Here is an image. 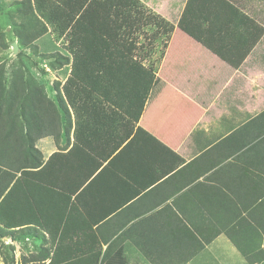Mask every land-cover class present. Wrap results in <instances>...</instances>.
I'll list each match as a JSON object with an SVG mask.
<instances>
[{
  "label": "crops",
  "instance_id": "crops-1",
  "mask_svg": "<svg viewBox=\"0 0 264 264\" xmlns=\"http://www.w3.org/2000/svg\"><path fill=\"white\" fill-rule=\"evenodd\" d=\"M6 11L0 0L1 31L12 23ZM76 21L154 78L134 125L104 102L83 132L91 144L75 136L72 110L68 118L60 112L57 136L35 142L44 162L57 154L49 170L62 177L70 211L53 245L34 235L0 238L13 264L26 256L14 255L23 241L29 255L57 244L89 250L76 260L86 264H99L104 253L103 264H260L248 263L235 241L246 250L263 246L264 0H87ZM5 55L0 50V81L7 88L15 76L7 98L13 106L21 73L43 83L53 100V77L63 83L70 75L48 65L42 73L28 67L29 75L16 68L7 77L16 56ZM128 131L102 161L108 170L84 188V152L103 156Z\"/></svg>",
  "mask_w": 264,
  "mask_h": 264
},
{
  "label": "trees",
  "instance_id": "trees-1",
  "mask_svg": "<svg viewBox=\"0 0 264 264\" xmlns=\"http://www.w3.org/2000/svg\"><path fill=\"white\" fill-rule=\"evenodd\" d=\"M47 1L21 0L15 3L19 6L18 14L27 18L26 23L19 24L24 32L23 35L18 33V36L26 47L36 49L33 41L45 34L48 26L56 41L65 34L66 37L70 34L76 35V45L69 41L65 47L72 61L70 56L59 51L46 56L51 59V68H61L71 63L72 70L63 83L54 82L56 101L47 96L44 84L31 76L24 79L21 73V82L16 86L19 89L15 91L18 100L13 106L7 98L13 94L12 83L15 82V76L7 88L0 81V238L18 239L34 235L41 237L44 244L53 245L62 221H66V213L70 211V207H65L70 196L59 188L62 177L52 175L53 172L49 170L51 158L57 154L44 162L35 142L48 135L57 136L60 112L68 118L72 110L75 136L80 133L82 140L91 144L93 137H86L83 132L92 124V116H99L98 110L102 109L100 105L104 102L127 113L134 125L143 111L154 72L124 53L109 39L97 34L92 27H84L76 21L87 0H59V5L55 4L46 10ZM39 17L45 20L43 25ZM82 33H90L92 42L85 43V35L81 40L79 36ZM101 113L107 116L104 112ZM12 115L15 121L5 120V116L11 118ZM66 126L71 127L69 120ZM130 133L128 131L117 140L113 150L103 156L98 153L94 157L93 150H83L87 159L80 171V183H85L84 188L101 172L108 170L107 166L101 167L102 161ZM45 234L48 238H45ZM235 243L248 263L264 264V236L263 246L255 250L243 249L238 242ZM89 253V250L66 251L61 249L60 244L53 250L43 246L36 254L23 256L21 264H43L41 261L46 259H49L46 264H86L76 260ZM4 256V264H13L12 259L8 258V252ZM105 258L106 253L99 264H103ZM97 261L95 259L94 264Z\"/></svg>",
  "mask_w": 264,
  "mask_h": 264
},
{
  "label": "rangeland",
  "instance_id": "rangeland-1",
  "mask_svg": "<svg viewBox=\"0 0 264 264\" xmlns=\"http://www.w3.org/2000/svg\"><path fill=\"white\" fill-rule=\"evenodd\" d=\"M21 0H2V2L5 3L6 8L8 11H6V20L12 22L11 25H9V28H4V31L0 30V50L5 51V53L7 52V56L8 54H11L13 52H15V58L13 60V62L11 63L10 67L7 69V71H5V73H7V77L12 74V71L15 70L16 68H20L21 72L22 70L27 73L29 75L28 67L32 68L35 67L37 68L38 72H43L42 68L44 66H48V65H52L50 62V58L46 57L47 54H49V52L47 51H59L62 52L63 55H68L70 56V59L72 61V57L71 55H69L68 53H66L65 47H67L69 41L70 42H74L76 41V35H68L66 37V39H64L61 43H56V40L54 39L53 33L50 29V27H47V31L45 34H43V39H40V37L38 39H35L33 41V44L36 46V49L30 48V47H26V44H24L22 42V40L20 39V37L18 36V33L23 35L24 29L21 30L19 27V24H23L27 22V18H25L22 14H18V10H19V6L18 4H15L17 2H19ZM55 4H60L59 0H48L46 2L45 5H47L46 10H49V8ZM86 14L90 17V19L92 20L94 17V12L92 9H89ZM132 14V13H131ZM40 18V23L43 25V18ZM6 22V24H8L9 22ZM41 27V25H40ZM83 35H85V39L84 42L85 43H90V41L92 42V38L91 34L89 33H82L79 37L81 40H83ZM52 38V40H50V37ZM70 36V37H69ZM90 36V37H89ZM80 40V41H81ZM55 41V42H54ZM13 42V43H12ZM12 43V44H11ZM13 44L15 45L14 47H16V50H13ZM74 44L76 45V43L74 42ZM71 45V44H70ZM74 45V46H75ZM70 61V62H71ZM54 62V61H53ZM14 63V66L12 65ZM4 66V63H2V65ZM49 67V66H48ZM51 68V67H50ZM62 68H65L66 70H68V72H70L72 70V64L69 63L68 65H64ZM16 71V70H15ZM14 72V71H13ZM56 77V76H55ZM55 77H53L54 81L52 82V84H54L55 81ZM6 78V75H5ZM59 79V77L57 78ZM38 81V80H37ZM43 84V83H42ZM55 94V93H54ZM0 259L2 258V260L6 257L4 256L5 254H7V252L9 253V255L13 254V252L10 250L8 251L7 248H5L4 242H0ZM32 249V247L29 246V241H23L21 242L18 250L14 253L16 260L19 261L21 254H26V256H29V252ZM9 258V257H8Z\"/></svg>",
  "mask_w": 264,
  "mask_h": 264
},
{
  "label": "water",
  "instance_id": "water-1",
  "mask_svg": "<svg viewBox=\"0 0 264 264\" xmlns=\"http://www.w3.org/2000/svg\"><path fill=\"white\" fill-rule=\"evenodd\" d=\"M15 45L13 44V50H16V47H14Z\"/></svg>",
  "mask_w": 264,
  "mask_h": 264
}]
</instances>
